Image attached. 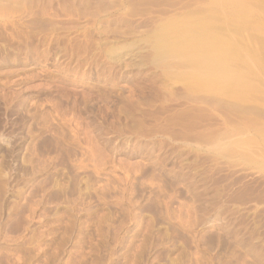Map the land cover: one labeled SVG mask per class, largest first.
<instances>
[{
  "label": "rangeland",
  "instance_id": "obj_1",
  "mask_svg": "<svg viewBox=\"0 0 264 264\" xmlns=\"http://www.w3.org/2000/svg\"><path fill=\"white\" fill-rule=\"evenodd\" d=\"M263 54L264 0H0V264H264Z\"/></svg>",
  "mask_w": 264,
  "mask_h": 264
},
{
  "label": "bare ground",
  "instance_id": "obj_2",
  "mask_svg": "<svg viewBox=\"0 0 264 264\" xmlns=\"http://www.w3.org/2000/svg\"><path fill=\"white\" fill-rule=\"evenodd\" d=\"M226 2V1H225ZM233 3V2H232ZM235 3V2H234ZM239 4H241L242 5V3H239ZM239 6V5H238ZM240 7H242V6H240ZM206 22H207V20H206ZM189 23H191V22H189ZM180 24V23H179ZM206 24V23H205ZM205 24H204V26H205ZM173 25V24H172ZM185 25V24H184ZM188 25V24H187ZM202 25V24H201ZM169 26V25H168ZM174 26H176L175 24H174ZM180 26V25H179ZM195 26V25H194ZM198 26V25H197ZM196 26V27H197ZM200 26V25H199ZM203 26V27H204ZM207 26V25H206ZM192 27V26H191ZM190 28V27H189ZM197 28H199V27H197ZM200 28H202L201 26H200ZM199 28V29H200ZM208 28H209V26H208ZM207 28V29H208ZM165 29H166V26H165ZM168 29V28H167ZM166 29V30H167ZM169 29H171V28H169ZM168 29V30H169ZM175 29H176V27L174 28V31H175ZM177 29H179V28H177ZM184 29H186V26H185V28ZM184 29H183V31H184ZM206 29V28H205ZM162 30H164V28L162 29ZM166 30H164V31H166ZM189 30V29H188ZM190 30H191V28H190ZM193 30V29H192ZM202 30H203V28H202ZM170 31V30H169ZM177 31H179L180 32V30H177ZM194 31V30H193ZM206 31H208V30H206ZM185 33H186V30L184 31ZM188 32V31H187ZM190 32V31H189ZM197 32V31H196ZM195 32V33H196ZM171 33H173V31L171 32L170 31V34L167 32V33H163V35L165 34H168L169 36H171ZM175 33H176V31H175ZM199 33H200V31H199ZM198 33V34H199ZM164 35V36H165ZM173 36V35H172ZM180 36H181V34H180ZM203 36V35H202ZM205 36V35H204ZM197 37V36H196ZM201 37V36H200ZM206 37V36H205ZM208 37H209V35H208ZM171 39V38H170ZM184 39V38H183ZM197 39V38H196ZM199 40V39H198ZM201 40H202V38H201ZM207 41V40H206ZM174 42V41H173ZM201 42V41H200ZM203 42V41H202ZM179 43H181L182 44V41L181 42H179ZM204 43V42H203ZM207 43V42H206ZM157 44V43H156ZM155 44V45H156ZM183 44H184V42H183ZM186 44H189V43H187L186 42ZM211 44V43H210ZM208 45V44H207ZM156 47L158 48V51H159V53H158V57H159V55L161 56V57H163L164 59H170V58H173V59H175V60H178L180 63H181V65H183V67L184 68H186L185 70H183V74H182V76H183V78L184 79H186L187 81H192V82H199L202 78H208V77H210V76H217V77H221L222 76V69H221V64H219V62H220V55L219 54H215V55H213V54H211V55H206L205 54V56H204V54H203V56L202 55H200V56H197L198 54L196 53V52H193L192 50L194 49H190V48H188V47H182L181 45H179V44H176V43H171V42H166V41H160V42H158V45H156ZM196 49V48H195ZM200 50V49H202V48H197V50ZM206 49H208V48H205V50ZM202 50H204V49H202ZM207 51V50H206ZM205 51V52H206ZM209 51V50H208ZM218 51V50H217ZM203 52V51H202ZM197 54V55H196ZM264 55V54H263ZM201 56L203 57V58H201ZM222 58V57H221ZM163 61V60H162ZM169 61V60H168ZM167 62V61H166ZM224 62V61H223ZM179 63V64H180ZM177 66V65H176ZM214 76V77H215ZM232 77L233 76H231V75H226L222 80L223 81H227V82H231V80L233 81V79H232ZM235 81V80H234ZM232 83V82H231ZM191 84V83H190ZM189 84V85H190ZM192 84H194V83H192ZM199 84V83H198ZM188 85V86H189ZM202 85V84H201ZM230 85H233V84H230ZM192 88V87H191ZM243 141V140H242ZM262 141V140H261ZM254 143V142H253ZM261 143H263V142H261ZM264 144V143H263ZM245 145V144H244ZM262 145V144H261ZM245 147V146H244ZM247 148V147H246ZM261 152H262V149H261ZM264 154V153H263Z\"/></svg>",
  "mask_w": 264,
  "mask_h": 264
}]
</instances>
